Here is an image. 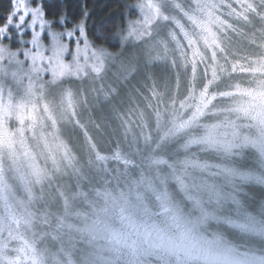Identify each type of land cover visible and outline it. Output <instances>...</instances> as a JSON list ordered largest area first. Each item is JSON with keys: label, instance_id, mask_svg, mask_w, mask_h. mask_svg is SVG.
I'll return each instance as SVG.
<instances>
[{"label": "rangeland", "instance_id": "rangeland-1", "mask_svg": "<svg viewBox=\"0 0 264 264\" xmlns=\"http://www.w3.org/2000/svg\"><path fill=\"white\" fill-rule=\"evenodd\" d=\"M253 4L137 0L116 51L89 35L77 46L56 35L22 48L5 29L13 39L0 42V264H167L157 250L115 244L132 223L120 193L143 195L142 210L158 219L191 174L208 186L188 194L218 217L264 211V44L235 62L225 46L232 18ZM168 65L185 75L172 83ZM236 73L243 80L224 83ZM148 76L158 85L151 99L146 89L132 94ZM118 133L125 151L96 150Z\"/></svg>", "mask_w": 264, "mask_h": 264}, {"label": "clouds", "instance_id": "clouds-1", "mask_svg": "<svg viewBox=\"0 0 264 264\" xmlns=\"http://www.w3.org/2000/svg\"><path fill=\"white\" fill-rule=\"evenodd\" d=\"M190 180V184L181 185L184 196H170L165 214L158 219L146 207L142 210L143 195L121 192L119 198L131 209L132 223L119 242L148 245L167 255V264H264V211L222 219L205 207L210 201L187 192L189 187L199 191L208 182L195 174Z\"/></svg>", "mask_w": 264, "mask_h": 264}, {"label": "trees", "instance_id": "trees-1", "mask_svg": "<svg viewBox=\"0 0 264 264\" xmlns=\"http://www.w3.org/2000/svg\"><path fill=\"white\" fill-rule=\"evenodd\" d=\"M136 1L137 0H50L51 11H49V3L47 2L45 3L44 8L45 11L48 12V16L46 17L48 20H52L54 18V13L61 10H66L69 15L79 14L81 11L86 10L89 15L88 35L93 41V44L116 51L121 48L122 43L120 42L118 35L122 34V32L124 31L126 19L127 17H133V12L132 10H129V7L131 3H134ZM11 9L12 0H0L1 24L4 23L5 17L11 12ZM246 13V18H239L238 16L233 17L232 25L226 33L225 41L227 44L225 46L229 48V59H231L232 62L245 61L246 58L247 60L252 61L263 51L260 49V46L263 47L264 44V0H254L253 7L251 5ZM168 66L171 72H167L166 76L167 74L169 75L170 79L173 80L172 83L174 82V76L177 77L180 73L185 75L183 70L180 71L178 68L175 69L170 65ZM185 72V78H187L190 73L188 71ZM153 78L155 77L148 76L150 82L146 78L145 81L147 83H145L144 85L145 88L143 87V85H141V88L136 86V89L132 92V94H135L136 96H139V94L142 95V92L146 89L147 95L150 98L149 89L153 90L158 88V85L154 83ZM236 79L243 80V77L240 76L239 73H236L230 77V80L225 81L224 83L232 82ZM191 80L192 79H188L183 84L186 87V90L189 89V85L192 84ZM151 81L153 82L151 83ZM205 81V75L204 77L201 76V83L196 84V86L202 87ZM244 81H246L245 78ZM174 86L175 84L170 85L171 91L169 95L172 94ZM177 87L178 86L176 85L175 89ZM100 121L101 118L98 117L97 124H99V126L101 125ZM88 135L90 140L89 131ZM116 135L114 134L110 137L108 134H106L107 146L105 148L97 145V142H95L96 150L105 154H109L115 151V149H117V146H120L122 150L125 151V146L123 144H119L120 142H122L121 137H119L121 136V134L118 133ZM90 143L92 144L91 140ZM133 144L134 146L137 145L134 141H132L131 147ZM262 196L263 195H261L260 203H262V200L264 198H262Z\"/></svg>", "mask_w": 264, "mask_h": 264}, {"label": "snow or ice", "instance_id": "snow-or-ice-1", "mask_svg": "<svg viewBox=\"0 0 264 264\" xmlns=\"http://www.w3.org/2000/svg\"><path fill=\"white\" fill-rule=\"evenodd\" d=\"M13 8L5 17V24L0 26V42H12V35L5 29L12 28L16 32V43L22 48H35L37 44L44 40L49 41L58 35L69 45L77 46L88 40V19L86 10L79 14L69 15L66 10L54 13L52 20L46 19L48 12L45 11V3L50 0H12ZM59 29V30H57ZM28 33V38H25ZM59 43V40H57Z\"/></svg>", "mask_w": 264, "mask_h": 264}, {"label": "flooded vegetation", "instance_id": "flooded-vegetation-1", "mask_svg": "<svg viewBox=\"0 0 264 264\" xmlns=\"http://www.w3.org/2000/svg\"><path fill=\"white\" fill-rule=\"evenodd\" d=\"M128 230L130 231V228H129ZM119 236H120V235H117V236L114 238V242H115V244L117 245V247H119V248H121L122 250H124V249H126V248L128 247V243H127V241H126V242H123V243L119 242ZM134 244H135V243H134ZM135 245H136V244H135ZM137 246L142 247V248H145V249H151L152 251H153V250H156V249H153V248L149 247L148 245H137ZM157 251H158V250H157Z\"/></svg>", "mask_w": 264, "mask_h": 264}]
</instances>
